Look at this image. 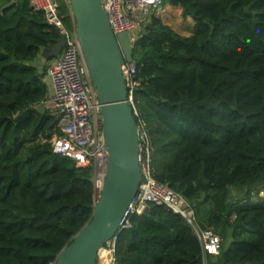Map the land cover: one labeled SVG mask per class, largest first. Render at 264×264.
Wrapping results in <instances>:
<instances>
[{"label":"trees","instance_id":"16d2710c","mask_svg":"<svg viewBox=\"0 0 264 264\" xmlns=\"http://www.w3.org/2000/svg\"><path fill=\"white\" fill-rule=\"evenodd\" d=\"M57 1L71 28L68 4ZM163 1L194 23L184 36L152 14L133 44L134 118L152 174L219 234L206 264H264V198L244 203L264 194V0ZM57 38L28 0H0V264H54L93 213L92 167L42 140L56 129L47 109L36 110L47 85L34 62ZM130 220L115 264H202L197 236L166 205Z\"/></svg>","mask_w":264,"mask_h":264},{"label":"built area","instance_id":"2783aa9c","mask_svg":"<svg viewBox=\"0 0 264 264\" xmlns=\"http://www.w3.org/2000/svg\"><path fill=\"white\" fill-rule=\"evenodd\" d=\"M68 4V0H65ZM110 28L114 34L127 31L132 44L139 38L141 25H146L151 7H158L163 0H101ZM30 7L43 12L45 21L52 25L65 38V43L57 59L52 60L44 69L50 80L51 92L43 104L57 120L56 132L48 140L52 151L74 161L77 167H92L95 194L99 191L104 178L108 151L102 130V118L95 87L89 78L87 67L75 37L74 21L68 28L59 13L57 0H28ZM71 15V14H70ZM144 30V29H143ZM140 34V35H139ZM126 85L127 101L133 114V93L139 85L135 61L121 65ZM139 140V166L141 178L137 191L123 217L118 230L130 229V217L141 214L150 204H163L180 214L197 236L202 249V264L207 256L218 253L220 236L210 227H202L196 219L190 203L167 183L159 182L152 174L149 138L142 123L136 124ZM116 238L113 236L99 249L96 264H115Z\"/></svg>","mask_w":264,"mask_h":264},{"label":"water","instance_id":"95a60500","mask_svg":"<svg viewBox=\"0 0 264 264\" xmlns=\"http://www.w3.org/2000/svg\"><path fill=\"white\" fill-rule=\"evenodd\" d=\"M68 6L81 55L101 104L108 157L91 218L58 252L54 264H96L103 244L113 236L117 238L120 220L141 178L138 130L121 70L124 62L133 59V44L127 31L113 33L101 0H68ZM64 43V36L58 34L54 45L42 49V56L57 57ZM36 110L44 113L45 105L39 104ZM56 122L54 118L49 128ZM90 181L95 182L93 175Z\"/></svg>","mask_w":264,"mask_h":264},{"label":"rangeland","instance_id":"374dc122","mask_svg":"<svg viewBox=\"0 0 264 264\" xmlns=\"http://www.w3.org/2000/svg\"><path fill=\"white\" fill-rule=\"evenodd\" d=\"M167 5H169V4L166 1H163V3L160 4L157 8L156 7H151V9H150V15L153 14V15L159 17V15H161V13L163 12L162 9H165V7ZM160 19H161L162 23L168 25L175 32H177V31L180 32L177 27L179 25H181V24H184L185 21H186V18H183L182 17L181 12H179L175 8H173L171 12L165 13V15L163 16V18H160ZM144 28H145L144 25H141V27H140V34H142L144 32L143 31ZM57 58H58V56L57 57H54V59H57ZM242 192L237 194L236 191L232 190V193L235 196L242 195ZM95 195H97V194H95ZM261 198H264L263 192H261V191L256 192V191L253 190L252 191V194H251V198L248 201H244V203H259L260 200H261ZM236 206H240L241 207V206H243V203L240 202ZM208 259H210V257H208Z\"/></svg>","mask_w":264,"mask_h":264},{"label":"crops","instance_id":"0c3cea01","mask_svg":"<svg viewBox=\"0 0 264 264\" xmlns=\"http://www.w3.org/2000/svg\"><path fill=\"white\" fill-rule=\"evenodd\" d=\"M175 8L177 9L179 12H181V8L179 6H174V5H167L165 7V9H162L163 12L161 13V15H159L160 18H163V16L165 15V13L171 12L172 9ZM168 15V14H167ZM72 21V20H71ZM193 19L191 17H187L186 21L184 24L179 25L177 28L180 32L177 31L178 34L184 35V36H189L193 33ZM54 60V58L51 59H46L42 56V54H40V56H38V58L35 60V65L39 68L44 70L45 67L52 61ZM43 80L47 85V94H49L51 92V86H50V80L48 78V76L44 73L43 74ZM47 96V95H46Z\"/></svg>","mask_w":264,"mask_h":264}]
</instances>
